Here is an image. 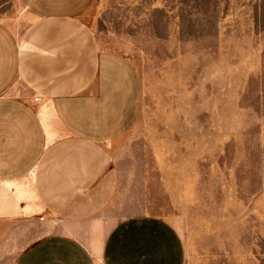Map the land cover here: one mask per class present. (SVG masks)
Masks as SVG:
<instances>
[{
	"label": "rangeland",
	"instance_id": "374dc122",
	"mask_svg": "<svg viewBox=\"0 0 264 264\" xmlns=\"http://www.w3.org/2000/svg\"><path fill=\"white\" fill-rule=\"evenodd\" d=\"M81 16L145 86L141 119L114 144L112 215L167 220L186 264H264V0H92ZM0 19L22 33L29 14L0 0ZM42 220L0 264L59 223Z\"/></svg>",
	"mask_w": 264,
	"mask_h": 264
},
{
	"label": "crops",
	"instance_id": "0c3cea01",
	"mask_svg": "<svg viewBox=\"0 0 264 264\" xmlns=\"http://www.w3.org/2000/svg\"><path fill=\"white\" fill-rule=\"evenodd\" d=\"M91 1L21 0L22 33L0 19V262L44 218L59 223L15 264H186L167 220L111 213L114 144L141 119L145 86L81 16Z\"/></svg>",
	"mask_w": 264,
	"mask_h": 264
}]
</instances>
